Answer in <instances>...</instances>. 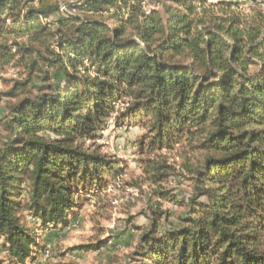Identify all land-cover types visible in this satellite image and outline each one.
Listing matches in <instances>:
<instances>
[{
	"label": "trees",
	"instance_id": "trees-1",
	"mask_svg": "<svg viewBox=\"0 0 264 264\" xmlns=\"http://www.w3.org/2000/svg\"><path fill=\"white\" fill-rule=\"evenodd\" d=\"M240 5L0 0V80L12 65L28 75L17 82L26 96L0 120L9 264H38L46 249L38 235L77 217L82 189L94 196L119 175V160L86 147L114 116L117 128L145 130L143 153L179 147L195 156L185 166L187 200L155 192L185 208L182 225L161 223L157 212L134 264H264V17ZM171 170L162 158L145 173L161 186Z\"/></svg>",
	"mask_w": 264,
	"mask_h": 264
},
{
	"label": "rangeland",
	"instance_id": "rangeland-1",
	"mask_svg": "<svg viewBox=\"0 0 264 264\" xmlns=\"http://www.w3.org/2000/svg\"><path fill=\"white\" fill-rule=\"evenodd\" d=\"M239 2L244 14L255 17L261 13L264 17V0H210ZM65 1H61V9L66 11ZM145 10L153 9L151 4L145 5ZM46 22V21H45ZM0 80V120L9 114L11 105L16 104L26 96L18 90L17 82H24L28 75L22 67L12 65L5 69ZM37 84L38 80L32 79ZM31 96H36L35 89L30 88ZM16 93L11 96L9 93ZM115 116L109 122L108 128L95 141L86 143L90 150H98L102 154L121 162V171L116 178H108L103 188L97 189L94 196L81 190L83 201L76 208L77 217L71 218L65 228H57L48 233H40L44 246L50 245L51 255L39 256L38 264H134L138 259L141 236L152 230V219L157 212L162 214L159 221L170 226H181L179 216H185V208L172 202L160 199L156 191L166 190L178 200H187L193 193L192 181L185 166L195 164L194 154L187 148L177 147L173 151H161L146 154L140 149V141L145 136L142 127L117 128ZM7 131L0 124V137L4 138ZM166 159L172 166L170 177L161 185L151 183L145 173L149 163ZM171 212L170 218L165 213ZM27 220L34 223L26 213ZM36 224L39 221H35ZM51 234V235H50ZM50 237V239H49ZM49 239V240H48ZM107 242L104 248L95 247ZM84 246L92 250L82 251ZM81 249V250H79ZM44 254V253H43ZM0 261L9 264L7 252L2 250L0 243Z\"/></svg>",
	"mask_w": 264,
	"mask_h": 264
},
{
	"label": "built area",
	"instance_id": "built-area-1",
	"mask_svg": "<svg viewBox=\"0 0 264 264\" xmlns=\"http://www.w3.org/2000/svg\"><path fill=\"white\" fill-rule=\"evenodd\" d=\"M51 250H53V248H52L50 245H47V246H46V249H45V251H44L43 257H44V255H45L46 257L50 256V255H51Z\"/></svg>",
	"mask_w": 264,
	"mask_h": 264
},
{
	"label": "crops",
	"instance_id": "crops-1",
	"mask_svg": "<svg viewBox=\"0 0 264 264\" xmlns=\"http://www.w3.org/2000/svg\"><path fill=\"white\" fill-rule=\"evenodd\" d=\"M50 235H51V234H50ZM49 239H50V237H49ZM49 239H48V240H49Z\"/></svg>",
	"mask_w": 264,
	"mask_h": 264
}]
</instances>
